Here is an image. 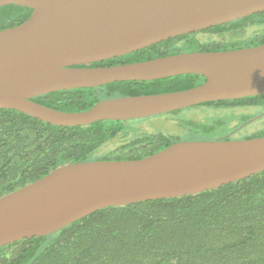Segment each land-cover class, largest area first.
Segmentation results:
<instances>
[{
  "label": "water",
  "instance_id": "water-1",
  "mask_svg": "<svg viewBox=\"0 0 264 264\" xmlns=\"http://www.w3.org/2000/svg\"><path fill=\"white\" fill-rule=\"evenodd\" d=\"M32 9L0 29V108L56 125L130 120L193 104L264 94V43L78 66L264 11V0H0ZM199 73L182 90L115 96L66 111L43 93ZM264 170V136L176 141L135 159L71 162L0 197V246L54 232L106 206L198 193Z\"/></svg>",
  "mask_w": 264,
  "mask_h": 264
},
{
  "label": "trees",
  "instance_id": "trees-1",
  "mask_svg": "<svg viewBox=\"0 0 264 264\" xmlns=\"http://www.w3.org/2000/svg\"><path fill=\"white\" fill-rule=\"evenodd\" d=\"M31 11L27 6L1 5L0 29L20 24ZM260 43H264V11L172 36L102 63ZM200 80L196 74H184L113 81L31 99L79 111L101 99L182 90ZM200 105L228 114L235 111L241 123L248 121L251 128L239 138L264 136V94ZM238 107L250 110L237 112ZM141 119L56 125L16 109L0 108V197L66 163L141 158L187 138L231 139L224 130L240 124L183 118L174 120L175 131L146 130ZM219 130L222 136L218 138ZM0 264H264V170L198 193L96 209L49 234L1 245Z\"/></svg>",
  "mask_w": 264,
  "mask_h": 264
},
{
  "label": "rangeland",
  "instance_id": "rangeland-1",
  "mask_svg": "<svg viewBox=\"0 0 264 264\" xmlns=\"http://www.w3.org/2000/svg\"><path fill=\"white\" fill-rule=\"evenodd\" d=\"M263 27V26H262ZM233 36H237L234 34ZM237 112H240L239 110H236ZM166 113V112H165ZM256 115L254 116L255 119L259 118V113L258 111L255 113ZM236 116V112L233 111L231 114L218 111V110H210L206 109L205 107H192V108H184L182 109L179 113L174 114V115H168V114H157L153 115L147 118H143L140 120V122L144 126L146 130H153V129H159V130H173L175 131L176 128V122L174 120L176 119H183V118H194L198 119L201 121H210V120H222L224 124L228 123H240L238 128H234L232 130L228 129L227 131L224 130L228 136L231 138H236V137H241L244 132L248 131L251 127L248 126V121L245 122H240L238 117ZM220 131L215 134L216 137H221ZM212 136V135H210Z\"/></svg>",
  "mask_w": 264,
  "mask_h": 264
},
{
  "label": "flooded vegetation",
  "instance_id": "flooded-vegetation-1",
  "mask_svg": "<svg viewBox=\"0 0 264 264\" xmlns=\"http://www.w3.org/2000/svg\"><path fill=\"white\" fill-rule=\"evenodd\" d=\"M205 29V28H204ZM202 30V29H201ZM243 47H248V46H243ZM238 48H242V47H238ZM228 49H237V47L236 48H223V49H218V50H228ZM192 51H198V50H192ZM199 51H217V50H199ZM181 52H189V51H181ZM181 52H177V53H181ZM170 54H176V53H170ZM116 57V56H115ZM112 58V57H111ZM107 59H109V58H107ZM150 59V58H149ZM104 60H106V59H104ZM145 60V59H144ZM97 62H101V63H97ZM103 62V60H99V61H95V62H90V63H88V64H83V65H78V66H88V67H95V66H109V65H114V64H121V63H112V64H103L102 63ZM125 63H127V62H125ZM184 74H196V75H198V76H201V80H200V82H198L196 85H199V84H201L202 82H204V80H205V76L204 75H202V74H199V73H182V74H177V75H171V76H167V77H175V76H179V75H184ZM167 77H162V78H167ZM156 79H161V78H156ZM151 80H155V79H151ZM121 81H123V80H121ZM138 81H146V80H138ZM103 85V84H102ZM196 85H194V86H196ZM97 86H99V85H97ZM194 86H192V87H194ZM94 87V86H93ZM173 91H175V90H173ZM258 95H260V94H258ZM241 98V97H240ZM237 99V98H236ZM221 100H233V99H218V100H212V101H206V102H218V101H221ZM202 103H205V102H201V103H197V104H193V105H190V106H186V107H183V108H179V109H175V110H182V109H184V108H192V107H203L204 108V106L203 105H200V104H202ZM239 109H241L242 111H248V110H250V107H248V108H240V107H238V108H236V110H239ZM175 110H172V111H175ZM169 112H171V111H169ZM167 113V112H166ZM160 114H164V113H160ZM157 115V114H156ZM153 116V115H152ZM148 117H150V116H148ZM142 118H147V117H142ZM138 119V118H137ZM130 120H132V119H130ZM127 121V120H126ZM182 140H199V139H189V138H187V139H182ZM181 141V140H180Z\"/></svg>",
  "mask_w": 264,
  "mask_h": 264
}]
</instances>
